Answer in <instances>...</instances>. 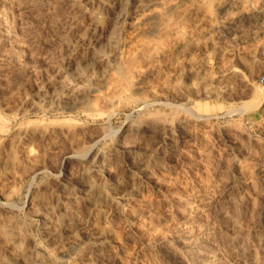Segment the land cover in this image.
<instances>
[{"label": "rangeland", "instance_id": "1", "mask_svg": "<svg viewBox=\"0 0 264 264\" xmlns=\"http://www.w3.org/2000/svg\"><path fill=\"white\" fill-rule=\"evenodd\" d=\"M230 202L264 264V0H0V264H192Z\"/></svg>", "mask_w": 264, "mask_h": 264}, {"label": "bare ground", "instance_id": "2", "mask_svg": "<svg viewBox=\"0 0 264 264\" xmlns=\"http://www.w3.org/2000/svg\"><path fill=\"white\" fill-rule=\"evenodd\" d=\"M92 20L96 22L97 17L94 16ZM77 85V83L72 84L61 79L57 85L52 87L49 97L73 91L78 87ZM87 175V173H84V176L88 178L89 176ZM93 185V182L88 180V186L93 187ZM198 205L190 206V204H185L181 207L183 213L187 212V216L184 219L186 222L176 232L173 240H175L176 246L182 249L183 256L192 264H220V255L225 260L235 262L232 264H255V251L252 249L248 236L237 219L239 215L237 204H231L232 210L229 213L226 210L220 212L222 217L231 221L232 233L227 235L221 230H216L210 222L202 221V210ZM260 241H264V224L260 234ZM220 245L223 246L221 252L218 251V246Z\"/></svg>", "mask_w": 264, "mask_h": 264}]
</instances>
